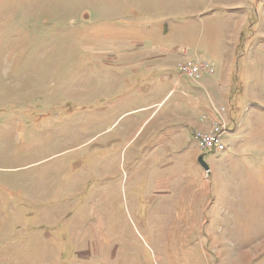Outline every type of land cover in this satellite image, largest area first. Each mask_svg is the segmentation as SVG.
<instances>
[{
  "label": "rangeland",
  "instance_id": "374dc122",
  "mask_svg": "<svg viewBox=\"0 0 264 264\" xmlns=\"http://www.w3.org/2000/svg\"><path fill=\"white\" fill-rule=\"evenodd\" d=\"M239 1L0 0V264H264V2ZM250 10L255 64L195 103L177 63L218 71ZM210 100L235 130L202 152Z\"/></svg>",
  "mask_w": 264,
  "mask_h": 264
},
{
  "label": "crops",
  "instance_id": "0c3cea01",
  "mask_svg": "<svg viewBox=\"0 0 264 264\" xmlns=\"http://www.w3.org/2000/svg\"><path fill=\"white\" fill-rule=\"evenodd\" d=\"M250 2V0H242V1H239V3L237 4V7L239 8L240 6H243L242 8H249L246 4ZM261 2H264V0H261ZM232 17L235 18L237 21H241V27L239 29V31L237 33L234 34V32H230L232 36V41L235 43V46H234V49H233V54L230 58H226V60H223L221 64V68L218 69V71H216L215 74L213 75H210V74H205L202 78H201V81H198V82H194L192 79L186 77V76H181L180 73H179V79L177 80L176 84L178 83H181L182 82V78H187L188 81L194 85V86H197L200 88V91L198 92H194L189 94L188 93H184L186 95H188L191 99H194V100H197L195 101V103H200L199 100H200V96L201 93L203 95H207V89H210L211 88H215L217 91H218V95L217 97L219 98H223L225 95L223 94V90L222 89H219V85L220 83H222V78L223 76L227 75V76H232V73H231V70L230 72L228 73L227 70L228 68H232L234 67L235 65V62L238 61L239 57H240V53L241 51L243 50V52L245 53V56H244V59H248V62L249 64L253 65L255 64L253 59H250V56H251V52L255 49V47L257 46L256 42H255V37H256V31H257V22L253 21L251 23H249V26L247 27V24H248V20L249 18L252 17V12L251 10L248 12V11H241L240 13L238 12L237 14L236 13H233L232 14ZM262 18L264 20V16L262 15ZM255 29V31H253ZM247 46V49H245ZM241 50V51H239ZM264 50V49H263ZM262 50V51H263ZM184 54H189V50L187 51H183ZM186 54V55H187ZM194 56V55H193ZM187 59V60H186ZM186 59H181L179 62H182V61H190V60H194V59H200V60H203L201 57L199 58V56H195V57H191L190 59L186 58ZM242 59V58H241ZM178 62V63H179ZM212 62V61H211ZM178 63H177V67H178ZM213 63V62H212ZM142 64V63H141ZM140 63H138L137 65L138 66H141ZM214 64V63H213ZM224 67V69L222 68ZM136 72V71H134ZM182 77V78H180ZM205 83V84H204ZM202 86V87H201ZM207 88V89H206ZM170 92L168 93V95L161 101V103L169 96ZM226 97V96H225ZM193 100V101H194ZM210 102L212 103V106H208L211 107V110L209 111H206L209 116H208V119L204 122V121H200L202 123H204L202 126L206 125V126H211L212 123L214 121H216L218 119V115H219V112H217V105L215 106V104H213V102L210 100ZM210 103V105H211ZM200 105V104H198ZM197 106V105H196ZM198 107V106H197ZM145 107H142V108H138V110H141V109H144ZM202 108V107H201ZM203 109V108H202ZM204 112V113H206ZM203 113V114H204ZM208 121V122H207ZM196 127V126H195ZM198 128V127H196ZM198 129H195L194 132H196ZM235 129H232L228 135L232 132H234Z\"/></svg>",
  "mask_w": 264,
  "mask_h": 264
},
{
  "label": "built area",
  "instance_id": "2783aa9c",
  "mask_svg": "<svg viewBox=\"0 0 264 264\" xmlns=\"http://www.w3.org/2000/svg\"><path fill=\"white\" fill-rule=\"evenodd\" d=\"M178 69L181 76H186L194 81L200 79L204 74H214L216 72L213 64L200 59L179 62ZM230 131L231 129L222 122L219 114L218 119L212 123L209 133L195 132L198 147H200L202 152L225 150L226 144L224 143L223 136Z\"/></svg>",
  "mask_w": 264,
  "mask_h": 264
},
{
  "label": "water",
  "instance_id": "95a60500",
  "mask_svg": "<svg viewBox=\"0 0 264 264\" xmlns=\"http://www.w3.org/2000/svg\"><path fill=\"white\" fill-rule=\"evenodd\" d=\"M199 162L200 164L204 167V169L207 171V172H210V166L208 165V163L205 161L204 159V154H201L200 157H199Z\"/></svg>",
  "mask_w": 264,
  "mask_h": 264
},
{
  "label": "trees",
  "instance_id": "16d2710c",
  "mask_svg": "<svg viewBox=\"0 0 264 264\" xmlns=\"http://www.w3.org/2000/svg\"><path fill=\"white\" fill-rule=\"evenodd\" d=\"M231 129V128H230Z\"/></svg>",
  "mask_w": 264,
  "mask_h": 264
}]
</instances>
